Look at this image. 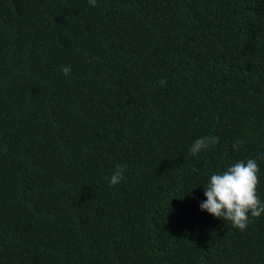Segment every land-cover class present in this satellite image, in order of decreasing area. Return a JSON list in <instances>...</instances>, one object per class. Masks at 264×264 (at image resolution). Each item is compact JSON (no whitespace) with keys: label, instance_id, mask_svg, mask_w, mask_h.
<instances>
[{"label":"trees","instance_id":"16d2710c","mask_svg":"<svg viewBox=\"0 0 264 264\" xmlns=\"http://www.w3.org/2000/svg\"><path fill=\"white\" fill-rule=\"evenodd\" d=\"M262 156L264 0H0V264H264L199 209Z\"/></svg>","mask_w":264,"mask_h":264},{"label":"clouds","instance_id":"9594fccd","mask_svg":"<svg viewBox=\"0 0 264 264\" xmlns=\"http://www.w3.org/2000/svg\"><path fill=\"white\" fill-rule=\"evenodd\" d=\"M89 6L95 7L96 0H88ZM71 65L61 67V72L68 76ZM167 83L165 79L158 81L160 86ZM219 142V137L203 136L197 138L189 151L197 156L201 151L209 149ZM243 141L237 139L232 147L238 150ZM264 159V156L261 157ZM127 166L118 164L109 178L110 185H117L124 179ZM260 167L256 158L236 161L220 172L210 174L204 188L205 199L200 202L199 209L220 220L230 221L232 226L243 231L251 223L252 218L264 214V201L258 195Z\"/></svg>","mask_w":264,"mask_h":264}]
</instances>
